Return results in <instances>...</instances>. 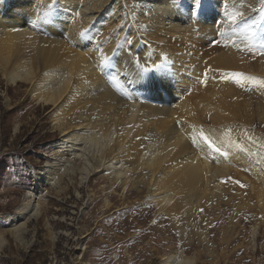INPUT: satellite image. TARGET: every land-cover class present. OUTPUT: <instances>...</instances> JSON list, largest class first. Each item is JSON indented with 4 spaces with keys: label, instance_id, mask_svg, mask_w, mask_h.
Here are the masks:
<instances>
[{
    "label": "bare ground",
    "instance_id": "6f19581e",
    "mask_svg": "<svg viewBox=\"0 0 264 264\" xmlns=\"http://www.w3.org/2000/svg\"><path fill=\"white\" fill-rule=\"evenodd\" d=\"M0 78L8 87L28 86L60 135L55 163L32 174L22 206L4 221L22 244L50 194L43 183L59 194L96 178L108 184L100 187L105 208L110 197L144 192L214 263L222 255L201 227V211L225 218L234 201L225 196L229 185L264 217L261 0H201L199 8L193 0H0ZM186 87L198 94L185 96ZM237 222L232 215L222 225L225 250L242 238Z\"/></svg>",
    "mask_w": 264,
    "mask_h": 264
},
{
    "label": "rangeland",
    "instance_id": "374dc122",
    "mask_svg": "<svg viewBox=\"0 0 264 264\" xmlns=\"http://www.w3.org/2000/svg\"><path fill=\"white\" fill-rule=\"evenodd\" d=\"M261 4L264 6V0ZM130 5L134 6L133 1ZM106 44H109L108 37ZM211 45L203 47L208 51ZM21 85L8 87L0 78V240L1 237L6 240L0 245V264H163L165 258L190 259L198 251L200 259L194 264H264V217L255 201L247 199L241 203L231 195L228 189H233V185H229L225 194L226 199L234 200L227 209L228 216L222 217L220 210L201 211V227L209 228L210 240L223 256L216 263L200 253L204 250L197 243L188 242L187 227L179 233L167 217L159 216L155 207L146 202L144 192L130 193L127 201L110 197L111 206L105 208L108 196H103L100 187L108 190V184H96V178L81 188L75 184L59 194L51 190V185L43 183V189L50 190L44 198L43 213L27 223L24 243L17 241L4 221L23 204L26 193L32 189V174L55 163L53 143L60 140L59 132L52 131L48 108L38 105L26 92L28 86ZM184 89L187 97L198 94L196 88ZM256 102L257 99L252 110ZM248 107L245 106V111ZM256 128L263 131L262 126ZM61 186L66 188L65 183ZM75 189L80 191L79 197ZM249 204H252L250 208ZM232 215L238 221L242 238L225 250L227 246L220 238L222 225L229 224ZM257 227L259 235L253 250L249 245L250 236Z\"/></svg>",
    "mask_w": 264,
    "mask_h": 264
},
{
    "label": "snow or ice",
    "instance_id": "6c2138e0",
    "mask_svg": "<svg viewBox=\"0 0 264 264\" xmlns=\"http://www.w3.org/2000/svg\"><path fill=\"white\" fill-rule=\"evenodd\" d=\"M200 5H201V0H193V7H194V8H199ZM235 18H236L235 16L232 17L233 20H234ZM144 71H148V69L145 68ZM140 79L143 80L144 77L141 76ZM236 82L239 83L240 81L237 80ZM205 139H206V138H205Z\"/></svg>",
    "mask_w": 264,
    "mask_h": 264
},
{
    "label": "crops",
    "instance_id": "0c3cea01",
    "mask_svg": "<svg viewBox=\"0 0 264 264\" xmlns=\"http://www.w3.org/2000/svg\"><path fill=\"white\" fill-rule=\"evenodd\" d=\"M22 206V205H21ZM21 206H19V207H21Z\"/></svg>",
    "mask_w": 264,
    "mask_h": 264
}]
</instances>
